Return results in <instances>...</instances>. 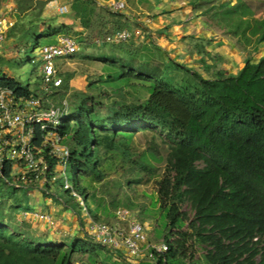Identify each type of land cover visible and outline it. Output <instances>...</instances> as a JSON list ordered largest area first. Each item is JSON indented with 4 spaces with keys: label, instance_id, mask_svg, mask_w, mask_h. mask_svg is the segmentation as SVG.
Wrapping results in <instances>:
<instances>
[{
    "label": "trees",
    "instance_id": "1",
    "mask_svg": "<svg viewBox=\"0 0 264 264\" xmlns=\"http://www.w3.org/2000/svg\"><path fill=\"white\" fill-rule=\"evenodd\" d=\"M4 1L0 0V11ZM49 1L14 0V24L7 29L6 39L24 47L33 39L41 47L44 37L49 43H56L60 35H67L83 43L89 30H99L108 24L102 21L106 16L93 15V10L104 7L96 5L95 0L73 2L82 30L58 23L56 17H45ZM194 1L195 7L209 3L202 10L207 14H213L216 8L213 0ZM230 3L226 1L221 7L230 9ZM263 8L264 1L256 12L248 14L251 16L232 29L247 44L252 40L247 34L251 31L255 36L254 50L264 44V18H255ZM107 10V21L113 22L114 29L95 36V45H98L96 38L106 37L130 24L124 14ZM116 24L122 28H116ZM214 35L212 32L207 42ZM204 46L205 43L199 45L197 54H204ZM124 53L97 58L113 68L123 61L120 76L109 73L104 81L130 84L134 78L140 79L149 85L147 99L122 104L110 116L101 117L97 111L100 102L94 95L75 92L73 111L61 128L70 147L69 166L74 174V187L84 197L90 215L101 221L102 216L109 214L106 202L98 198L93 183L101 182L114 169L118 155L121 164L130 159L132 142L139 132L160 129L171 141L165 171L157 181V203L168 228L163 241L169 247L163 253L152 249L153 259L138 264H182L180 259L186 255L190 238L195 245L205 248V260L209 264H264V56L258 61L253 56L246 57L237 73L218 70L216 75L205 77L176 60L157 66L147 60L137 62L129 56L131 52ZM201 61L205 63L204 56ZM63 76L61 88L67 91L74 74ZM119 78L126 81L118 82ZM0 87L13 89L18 95L38 96L36 87L31 89L8 74L0 76ZM131 161L139 163L141 169L150 170L147 164L132 158ZM4 175H10L9 168H5ZM20 190L29 192L14 187L12 195ZM66 193L74 199L69 189ZM184 202L191 204L192 218L182 211ZM77 206L83 210L80 204ZM13 207L17 211L24 209L20 204ZM0 218V264H77L74 257L78 253L103 256V261L99 260L102 264L121 263L122 252L116 253L87 235L74 237L70 245L65 241H43L19 224V228L11 230L3 211ZM186 225L188 228L184 229ZM173 234L176 237L172 238Z\"/></svg>",
    "mask_w": 264,
    "mask_h": 264
},
{
    "label": "rangeland",
    "instance_id": "2",
    "mask_svg": "<svg viewBox=\"0 0 264 264\" xmlns=\"http://www.w3.org/2000/svg\"><path fill=\"white\" fill-rule=\"evenodd\" d=\"M50 1H53L55 5L49 14H51V17H56V21L69 19L82 26L81 19L73 9L74 0ZM95 1L96 5H100V3L105 4L108 0ZM124 1L127 6L120 13L128 18L130 24L123 26V28L132 32L133 37L127 42L115 45L116 47L112 44L95 45L93 43L95 36H102L113 31V22L110 21L103 28H99V30H89L84 35L85 40L83 43L78 41L76 37L79 44L78 52L66 59H58L56 62L64 68H60L62 75L71 72L74 74V78L70 81L67 91L61 88V91L57 92L53 98L51 97L53 101L59 102L66 98L70 103V110L73 111L74 93L89 92L100 102L97 106V111L101 117L110 116L122 104L144 102L149 95V85L146 82L135 78L130 84H110L104 81L108 78L107 75L109 73H115L120 76L123 61L121 60L119 65L113 68L97 58L113 56L114 53L120 56V54H125L124 52H131L132 55L129 56H131L132 60L136 59L137 62L139 60H147L157 66H163L165 62L176 60L198 70L205 77L216 75L218 70L227 73H237L246 57L253 56L254 60L258 61L261 56H264V46L260 47L259 50H254L255 36L251 31L247 32L252 38L248 44L245 40L234 35L232 31L234 26L251 16L254 11L256 12L257 7L264 0H231L228 1L231 2L230 9L221 7V5L226 3L225 0H213L216 7L213 12L214 15L202 11L209 5V3L203 2V5L195 7L201 12L190 15L197 22L200 34L198 35L196 29H193L192 34L188 35L187 39H180L182 42H180V46H177V49L172 47V44L169 45L170 40L165 37L169 35H166L164 28L162 30L155 29L154 24L159 23V21H156L154 14L158 13L161 8L159 6H163L164 3L176 5L186 2V0H168L167 2L166 0L164 2L163 0ZM60 3L70 5L68 14L61 15L58 13L56 6ZM12 4L15 5L14 0H5L1 7L0 16L5 13L15 19L14 12L16 7L14 6L12 10H9ZM106 10V8L100 6L98 11L93 10L95 12H93V15L96 16L97 14L98 18L102 14L106 16L104 20H108L107 15H109V12ZM250 13L251 15L248 16ZM255 18H264V8L255 15ZM117 26L118 24H116V28H122ZM240 31L243 32V29ZM212 32H215L214 36L216 38L213 37L207 42ZM49 41L48 38L44 37L40 45L49 43ZM219 41L221 43H218ZM203 43H205L204 54H197L199 45ZM202 56L205 58L204 64L201 61ZM40 64V46L36 45L35 40L30 39L26 47L22 44H17L12 39H5L4 43L0 44V76L8 74L10 77L16 78L24 85H30L31 89H34L39 86ZM207 65L209 69H207ZM123 81H126V79H118V82ZM92 82H94L93 88L89 86ZM170 146L171 141L166 137V133L160 129L157 131H142L136 135L132 142L130 159H126L121 164L119 162L121 160L119 158L120 155H118L114 169L109 170L101 182L93 183L98 198L106 202L109 210L108 215L101 217L102 222H114L115 211L119 207L129 208L140 221L146 223L147 243L160 244L163 242L164 236L168 233V228L166 227L164 213L161 212V208L157 203V181L160 180L165 171ZM131 158L142 164H147L150 170L141 169L140 164L132 162ZM65 172L66 175L62 171L57 173V181L53 184L52 190L68 203L70 208L63 207L70 210L71 217L64 220L63 216L59 217L52 214L54 223L50 225L40 220V222L37 221L38 224H33L29 220L19 219L22 211H17L13 206L16 204H20L23 207L32 205L36 211L48 212L47 202L50 200L51 203L60 206L59 199L55 195H47L41 192L34 196V194L27 193L24 190L12 195L14 186L0 175V216L3 211L6 217L5 221L8 222L11 230L19 224L20 228L27 230L36 239L47 241L49 235L52 234L53 238L68 242V245L72 243L73 237L86 236V231L81 229L82 222L80 219L82 218V221L86 223L91 215L88 208L87 211L82 210L77 206L79 204L77 199H73L66 193L64 188L66 178L69 179L70 183H73L74 174L70 166H67ZM73 200L74 202H72ZM78 210L79 214L77 213ZM182 211L186 212L189 218L193 217L194 210L189 202L182 204ZM29 219L31 220V217ZM44 224H47L48 227L51 226V228H43ZM17 227L19 228V226ZM187 228L188 225L184 227V229ZM173 232L176 233L177 231L173 230ZM174 237H176L175 234L172 235V238ZM115 254L114 258L117 256ZM146 254L148 253L146 252ZM122 256L120 264H138L140 261L149 260V256L142 255L139 259L133 260L132 263L128 259L127 251H123ZM129 258L131 257L129 256ZM74 260L77 261V264H102L99 260L103 261V256L78 253L75 255ZM180 262L182 264H209L205 260V248L201 245H195L191 238L188 241L186 255L181 257Z\"/></svg>",
    "mask_w": 264,
    "mask_h": 264
},
{
    "label": "built area",
    "instance_id": "3",
    "mask_svg": "<svg viewBox=\"0 0 264 264\" xmlns=\"http://www.w3.org/2000/svg\"><path fill=\"white\" fill-rule=\"evenodd\" d=\"M100 5L115 13L124 11L127 6L124 0H108ZM56 9L60 14H67L70 5L60 3ZM13 24L11 17L0 16V44L4 43L6 31ZM132 37L133 33L128 29H119L106 37L96 38L95 43L127 42ZM78 50L76 38L67 35H60L56 43L40 47L39 86L36 87L38 96L18 95L13 89L0 87L1 177L16 188L55 195L62 206L68 208L70 206L52 190V186L57 181V173L62 171L65 174L69 166L70 147L65 143L61 128L71 112L70 103L66 98L56 102L51 97L61 89L64 82L57 60L66 59ZM5 168L10 170L8 177L4 175ZM64 188L69 189L83 210L87 211L84 197L68 178ZM30 215L49 225L54 223L50 212L34 211ZM81 229L94 242L116 253L122 252L123 255V251H127L131 262L142 255L152 260V249L163 253L169 247L165 241L148 244L146 223L140 221L129 208L119 207L112 223L97 221L90 216L86 223L82 221Z\"/></svg>",
    "mask_w": 264,
    "mask_h": 264
},
{
    "label": "crops",
    "instance_id": "4",
    "mask_svg": "<svg viewBox=\"0 0 264 264\" xmlns=\"http://www.w3.org/2000/svg\"><path fill=\"white\" fill-rule=\"evenodd\" d=\"M167 1L168 0H166V2ZM158 2H160V1H158ZM163 2H164V0H163ZM194 3H195L194 0H186V2H183L182 4H176V5H174V4L167 5L166 3H164L163 6L162 5L159 6L161 8L159 9L158 13L154 14L155 18H156V21L157 22L159 21V23H155L154 24L155 25L154 27H156L155 29L162 30L164 28L163 30L166 33V35H169V36H165V37H168V39L170 40L169 45L172 44L173 45L172 47H174L175 49H177V46H180V42H182L180 39H182V40L184 38L187 39L188 35L192 34L193 29L194 30L196 29V32L198 33V35L200 34V28H197V25H198L197 22H195V20L190 16L191 14H195V13L201 12L200 10L195 8ZM54 5L55 4H54L53 1H50L46 5L45 10H44V16L45 17L51 16V14H49V13L53 9L52 7H54ZM14 6L15 5L12 4L11 7L9 8V10H12ZM54 12H55V10H54ZM2 15H6V14L4 13ZM61 15H65V14H61ZM6 16H8V15H6ZM127 16H129V15H127ZM102 21L103 22L105 21L106 23H108V21L104 20V18H103ZM160 21H162L161 24H160ZM57 22L58 23H63V22L64 23H68V24L72 25V27L74 29H77V30H82L83 29V27L81 25H78L73 20L62 19L60 21L58 20ZM218 43H221V41H219ZM262 46H264V44ZM57 66H58L59 69L63 68V67H61L58 64H57ZM61 73H62V71H61ZM29 193H32L35 196L38 192L32 190ZM32 202H34V201H32ZM37 202H39V200H37ZM46 206H48V209H47L48 212L52 213L54 216H59V217L63 216L64 220L66 218H70L71 217L70 210L65 209L62 206V204L60 206H56L55 203H51L50 200H49L47 202ZM20 211H22V215H21V217L19 219H21V220H25L26 219V221L29 220L33 224H38L37 221H39V220H36L33 216L30 215L31 212L36 211L32 207V205H29L28 207H24V209H22ZM30 217H31V220H33V221H31L29 219ZM44 227L45 228L46 227L47 228H51V226L48 227L47 224H44L43 228ZM65 227L66 228H70L69 226L68 227L65 226ZM47 240H56V241H59V242L63 241V240H60V239L53 238L52 234L49 235ZM132 263H133V260H132Z\"/></svg>",
    "mask_w": 264,
    "mask_h": 264
},
{
    "label": "clouds",
    "instance_id": "5",
    "mask_svg": "<svg viewBox=\"0 0 264 264\" xmlns=\"http://www.w3.org/2000/svg\"><path fill=\"white\" fill-rule=\"evenodd\" d=\"M150 260V259H149Z\"/></svg>",
    "mask_w": 264,
    "mask_h": 264
}]
</instances>
